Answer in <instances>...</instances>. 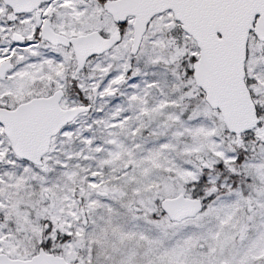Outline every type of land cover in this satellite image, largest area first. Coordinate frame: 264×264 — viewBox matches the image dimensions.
Segmentation results:
<instances>
[{
  "label": "snow or ice",
  "instance_id": "6c2138e0",
  "mask_svg": "<svg viewBox=\"0 0 264 264\" xmlns=\"http://www.w3.org/2000/svg\"><path fill=\"white\" fill-rule=\"evenodd\" d=\"M0 264H264V0H0Z\"/></svg>",
  "mask_w": 264,
  "mask_h": 264
}]
</instances>
